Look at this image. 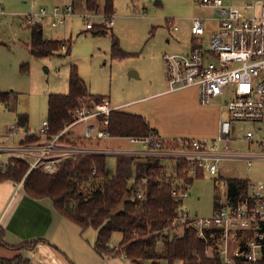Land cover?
<instances>
[{
  "label": "built area",
  "instance_id": "2783aa9c",
  "mask_svg": "<svg viewBox=\"0 0 264 264\" xmlns=\"http://www.w3.org/2000/svg\"><path fill=\"white\" fill-rule=\"evenodd\" d=\"M194 2L218 15L217 29L208 31L204 27L205 17L192 19L189 51L163 55L167 71L164 93L196 88L202 106L222 100L218 107L216 138H163L155 132L145 136H113L106 129L109 118L123 106H113L105 97L96 100L87 96L78 100L70 113L71 120L57 132L50 131L47 119L33 132L11 124L0 138V170L17 162L26 164L28 168L18 182L19 188L31 171L53 174L62 163L84 156L157 158L164 166L174 167L178 162L184 163L188 168L182 170L183 175L194 177L200 170L204 175L217 177L216 187L222 184L224 192L223 196L217 195L210 216L190 217L182 204L174 222L180 227L194 228L206 243L207 238H215L214 245L206 246V256L218 255L222 264H235L236 260L257 264L264 252V180L252 182L246 176L240 177L248 180L246 193L228 196V183L221 177L219 164L240 161L249 171L256 161L264 163V0H243L241 4L228 0ZM73 15L72 5L50 10L41 7L23 14L26 24L47 23L51 28L65 26L67 18ZM81 18L86 29L91 30L89 15L84 13ZM113 18V14L105 17V25L111 27ZM167 27L178 30L173 19L167 20ZM62 50H67L65 44ZM237 122L253 127L242 139L233 136ZM115 139L127 140L132 146L100 144ZM238 141L246 147L233 149L231 143ZM217 143H222V147L218 149ZM172 171L175 176L176 169ZM95 173L94 167L92 174ZM175 184L182 186L183 183L176 179ZM134 193L137 199H144L141 189ZM171 195L184 201L188 191H179L173 186Z\"/></svg>",
  "mask_w": 264,
  "mask_h": 264
},
{
  "label": "rangeland",
  "instance_id": "374dc122",
  "mask_svg": "<svg viewBox=\"0 0 264 264\" xmlns=\"http://www.w3.org/2000/svg\"><path fill=\"white\" fill-rule=\"evenodd\" d=\"M36 1L33 10L64 7L72 0ZM94 1L97 2L96 10L84 11L85 0H75V14L67 18L66 30L51 28L47 23L42 25L45 38L70 40L71 50L67 54L60 49L58 55L40 58L32 56L29 50L30 27L21 22V17L15 16L29 11L11 12L13 16L0 9L3 12L0 15V92L9 96L8 101L0 102V138L11 124H18L20 115L27 116L26 129L33 132L39 128L47 119L48 96L68 92L71 66L77 67L91 95L105 97L111 105H121L123 111L143 116L163 138H216L218 107L222 100L202 106L196 88L164 93L167 71L163 55L188 52L192 19L207 18L204 27L214 31L218 15L201 8L194 0H114L113 25L104 27V34H94L86 29L80 17L84 13L89 15V22L95 27L105 24V0ZM242 1L228 0L236 4ZM169 19L174 20L178 31L167 27ZM235 128L233 136L242 139L253 127L246 122H237ZM100 144L132 146L123 139ZM245 145L242 141L231 143L233 149H243ZM216 146L219 149L222 143ZM116 161V156L106 157L107 175L115 173ZM219 167L225 176H246L252 182L264 180V163L259 161L249 171L240 161L221 162ZM216 178L204 175L194 179L188 197L183 201V208L190 217L211 215L214 198L223 196L224 192L222 184L216 187ZM86 231L88 236L94 232L92 229ZM181 232L182 229L176 227L173 234L180 235ZM120 238L119 232L114 233L111 243H118Z\"/></svg>",
  "mask_w": 264,
  "mask_h": 264
},
{
  "label": "trees",
  "instance_id": "16d2710c",
  "mask_svg": "<svg viewBox=\"0 0 264 264\" xmlns=\"http://www.w3.org/2000/svg\"><path fill=\"white\" fill-rule=\"evenodd\" d=\"M113 1H104V16L113 14ZM86 9L94 11L97 2L86 0ZM29 50L36 58L58 55L63 44L70 52V40H53L43 37V26L29 25ZM107 26L95 27L94 34H104ZM92 96L84 80L79 76L76 66H71L68 74V92L51 94L47 101V121L51 132H57L71 120L70 113L77 106L79 99ZM96 100L101 97L93 96ZM8 94L0 92V102L8 101ZM27 116L20 115L18 125L26 127ZM113 136H145L151 128L146 119L138 114L122 109L113 111L106 128ZM164 166L157 158L134 159L120 157L116 161L113 175L106 174V158L103 156H84L75 161H66L57 172L45 174L31 171L23 180L25 192L34 199L49 198L57 212L80 229H93L97 232L94 248L101 255L111 253L124 255L133 264H222L218 255L206 256L207 245H214L215 238H207V243L194 228L180 227L174 222L178 208L183 200L171 195L173 186L179 191L189 190L194 179L204 176L198 170L194 177L182 174L188 167L181 162ZM96 173L92 174V168ZM28 166L22 162L0 170V182L11 180L19 182ZM173 169H176L173 175ZM163 171V175L160 172ZM228 183V196H240L246 193L247 179L237 176H225ZM182 180V186L175 184ZM145 181L144 184H141ZM141 189L144 199L139 200L135 191ZM217 195L214 198V207ZM180 227V235L173 234ZM122 236L115 249L109 248L113 233ZM171 233V234H170ZM0 245L3 231L0 229ZM14 250L22 246L12 247ZM0 264H25L20 256L12 259L0 258ZM235 264H243L236 260ZM257 264H264V252Z\"/></svg>",
  "mask_w": 264,
  "mask_h": 264
},
{
  "label": "crops",
  "instance_id": "0c3cea01",
  "mask_svg": "<svg viewBox=\"0 0 264 264\" xmlns=\"http://www.w3.org/2000/svg\"><path fill=\"white\" fill-rule=\"evenodd\" d=\"M36 4V0H0V9L13 15L15 12H30L36 8ZM67 4L75 10V0ZM15 16L21 17V22L26 26L23 15ZM66 23L59 28L66 30ZM17 185L18 182L11 180L0 182V229L6 245H0V258L20 256L25 264H133L121 254L97 253L94 248L97 237L95 230L92 229L94 232L88 236L86 230L60 215L49 198L34 199L23 186L17 188ZM120 240L113 244L110 240L109 248H115ZM16 246H22V249H12Z\"/></svg>",
  "mask_w": 264,
  "mask_h": 264
},
{
  "label": "water",
  "instance_id": "95a60500",
  "mask_svg": "<svg viewBox=\"0 0 264 264\" xmlns=\"http://www.w3.org/2000/svg\"><path fill=\"white\" fill-rule=\"evenodd\" d=\"M130 75H134L133 73H131ZM136 75V74H135Z\"/></svg>",
  "mask_w": 264,
  "mask_h": 264
}]
</instances>
